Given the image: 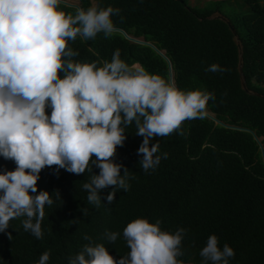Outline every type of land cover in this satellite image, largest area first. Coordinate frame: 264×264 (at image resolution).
<instances>
[{
  "label": "trees",
  "instance_id": "16d2710c",
  "mask_svg": "<svg viewBox=\"0 0 264 264\" xmlns=\"http://www.w3.org/2000/svg\"><path fill=\"white\" fill-rule=\"evenodd\" d=\"M101 6L119 8L115 26L128 35L153 43L170 61L172 81L181 88H201L213 93L207 112L232 128L204 115L185 119L179 130L153 137L159 153L167 152L155 169L143 170L137 149L143 139L136 125L126 127V139L118 145L114 159L129 169L130 188H117L115 199L102 188L99 207L87 200L82 187L92 171L74 173L56 165L45 166L38 189H59L62 199L45 205L43 237L25 231L22 217L12 218L0 231V264H32L50 250L47 264H68L88 240L103 242L117 259L129 248L123 228L137 216L161 220L163 229H187L181 247L183 262L201 264V248L215 233L219 245L228 243L235 255L229 264H264V161L252 133L264 150V0H210L190 4L188 0H99ZM87 8L91 0H78ZM67 11L75 7L61 3ZM228 18L241 44V70L248 89L241 86L239 53L233 32L218 17ZM69 45L78 50L74 59L111 60L115 49L129 64L138 62L150 72L169 80L167 61L147 44L133 42L119 31L95 38L77 36ZM217 62L227 71H208ZM50 111V109H47ZM158 153V154H159ZM12 159L0 156V170L15 168ZM124 167L121 168L123 174ZM83 208H87V214ZM106 230L120 233L115 242L106 239ZM11 232V237L8 233ZM209 264H212L209 261Z\"/></svg>",
  "mask_w": 264,
  "mask_h": 264
},
{
  "label": "clouds",
  "instance_id": "9594fccd",
  "mask_svg": "<svg viewBox=\"0 0 264 264\" xmlns=\"http://www.w3.org/2000/svg\"><path fill=\"white\" fill-rule=\"evenodd\" d=\"M61 0H0V156L12 159L15 168L0 170V231L12 218L22 217L25 231L42 238L45 205L62 199L59 189H38L45 166L56 165L74 173L99 168L82 187L87 200L99 207L101 189L130 188L129 169L114 159L116 148L126 139V127L136 125L143 139L137 149L143 155L144 171L155 169L167 152L159 153L153 137L179 130L185 119L203 117L214 94L201 88L184 89L158 73L121 58L114 50L111 60L74 59L79 55L70 45L77 36L87 40L98 33L110 36L116 26L113 16L120 9L91 0L87 8L74 12L59 7ZM208 71H227L213 62ZM47 109H50L48 111ZM159 153V154H158ZM124 167L123 174L121 168ZM85 214L88 209L83 208ZM187 229H163L137 216L123 228L129 248L118 259L103 242L85 243L68 264H184L178 259ZM8 235L11 237L12 233ZM115 242L117 231L106 230ZM201 264H229L235 255L228 243L219 245L212 233L200 250ZM45 250L32 264H47Z\"/></svg>",
  "mask_w": 264,
  "mask_h": 264
},
{
  "label": "water",
  "instance_id": "95a60500",
  "mask_svg": "<svg viewBox=\"0 0 264 264\" xmlns=\"http://www.w3.org/2000/svg\"><path fill=\"white\" fill-rule=\"evenodd\" d=\"M61 3L63 4H66V5H69V6H73V7H77L79 6L78 2L77 3H72V2H69V1H66V0H61ZM211 17H218V18H221L222 20H224L228 26L230 27L231 31L233 32V35H234V39H235V42L238 46V53H239V62H238V71H239V74H240V81H241V86L242 88L249 92V93H253V94H258V95H261L255 91H252L250 89H248V87L246 86V83H245V79H244V75L242 74V70H241V65H242V60H241V44H240V41L238 39V36L237 34L235 33V30H234V27L233 25L231 24L230 20L228 18H226L224 15L218 13V12H214ZM116 31H119L123 34V36H125L127 39L133 41V42H137V43H142V44H147L149 46H151L158 54H160L166 61H167V64H168V70H169V80L172 81V69H171V64H170V61L169 59L167 58V56L164 54L163 51L159 50L153 43L149 42V41H146V40H143L141 38H137V37H133V36H130L128 35L123 29L121 28H117L116 27ZM262 96V95H261ZM206 116H208L209 118H212L213 120H215L216 122H219L220 124H223L225 126H228V127H232V128H241V127H238V126H234V125H229V124H226L220 120H218L217 118H215L212 114L208 113L206 111ZM243 129H246L248 131H250L253 135V137L255 138L257 144L259 145V148L261 150V155H262V159L264 161V150H263V146H262V143L260 141V139L255 135V133L250 130V129H247V128H243Z\"/></svg>",
  "mask_w": 264,
  "mask_h": 264
},
{
  "label": "rangeland",
  "instance_id": "374dc122",
  "mask_svg": "<svg viewBox=\"0 0 264 264\" xmlns=\"http://www.w3.org/2000/svg\"><path fill=\"white\" fill-rule=\"evenodd\" d=\"M66 1H69V2H72V3H77L78 0H66ZM190 4H201V3H207L209 2L210 0H188ZM184 264H193V263H190V262H184Z\"/></svg>",
  "mask_w": 264,
  "mask_h": 264
}]
</instances>
